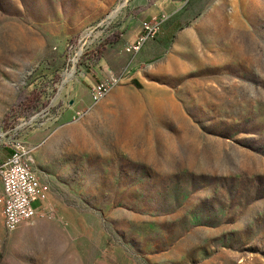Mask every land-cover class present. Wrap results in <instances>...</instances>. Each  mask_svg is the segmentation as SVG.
<instances>
[{"label":"rangeland","instance_id":"1","mask_svg":"<svg viewBox=\"0 0 264 264\" xmlns=\"http://www.w3.org/2000/svg\"><path fill=\"white\" fill-rule=\"evenodd\" d=\"M156 3L0 0V154L28 145L47 186L12 231L0 200V264H264V0H182L142 18L166 15L159 54L104 64ZM85 70L122 78L74 116Z\"/></svg>","mask_w":264,"mask_h":264},{"label":"built area","instance_id":"2","mask_svg":"<svg viewBox=\"0 0 264 264\" xmlns=\"http://www.w3.org/2000/svg\"><path fill=\"white\" fill-rule=\"evenodd\" d=\"M118 8L107 14L100 22L86 30L80 36V47L77 55L80 56L90 45L100 43L108 33L116 17ZM166 15L161 13L150 20L141 22V33L136 41L128 46L127 50L133 53L149 39H154L160 31ZM122 76H111L107 83L98 82L90 87V97L93 99L98 93L108 88L110 84H117ZM81 111L75 112L77 116ZM73 116V117H74ZM9 156L0 163V183L2 193L0 200L3 206L4 227L7 231L16 229L18 217L36 213L35 201H42L47 193V186L41 184L31 167V148L22 141H15L10 146Z\"/></svg>","mask_w":264,"mask_h":264},{"label":"crops","instance_id":"3","mask_svg":"<svg viewBox=\"0 0 264 264\" xmlns=\"http://www.w3.org/2000/svg\"><path fill=\"white\" fill-rule=\"evenodd\" d=\"M137 3V2H136ZM182 4V0H157L156 5H152L151 8L144 11L142 15L133 19V22L127 21L124 22L120 28H128L127 31L121 34V38L115 40L112 44L104 47L103 53L104 55L101 57V60L106 65H111L109 54H119L122 57H127V54L124 52V48L132 45L138 35L141 33V21L142 18L146 17L147 14L155 15L160 12H170L176 8H179ZM147 4L146 7H148ZM131 23V24H130ZM171 26L175 25L174 21L170 22ZM162 41L160 38L155 37L154 39L147 40L139 49L138 52L134 53V60L138 61V63L147 61L155 57L162 50ZM96 74H92L87 72H80L75 78L72 80V83L67 87L68 93V103L71 105L72 109L82 110L88 106L90 103V94L89 87L96 81ZM65 114H62V116ZM10 153V149L8 150ZM7 151V154H8ZM6 158V153L0 154V163L3 162ZM2 193V187L0 185V195ZM37 202V201H35ZM39 202V201H38ZM38 204L36 207H39Z\"/></svg>","mask_w":264,"mask_h":264},{"label":"bare ground","instance_id":"4","mask_svg":"<svg viewBox=\"0 0 264 264\" xmlns=\"http://www.w3.org/2000/svg\"><path fill=\"white\" fill-rule=\"evenodd\" d=\"M107 91H108L107 88L104 89L101 93H98V94L96 95V97H94L93 99H94V100H99V98H100L101 96L105 95V94L107 93ZM2 213H3V206H2ZM35 214H36V213H29V214H27V216L18 217V222H16V226H17L18 224L23 223V222L30 221L31 219L34 218ZM3 224H4V214H3Z\"/></svg>","mask_w":264,"mask_h":264}]
</instances>
